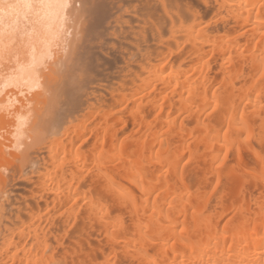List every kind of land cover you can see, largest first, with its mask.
Listing matches in <instances>:
<instances>
[{
    "label": "bare ground",
    "instance_id": "1",
    "mask_svg": "<svg viewBox=\"0 0 264 264\" xmlns=\"http://www.w3.org/2000/svg\"><path fill=\"white\" fill-rule=\"evenodd\" d=\"M68 2L0 44V264H264V0Z\"/></svg>",
    "mask_w": 264,
    "mask_h": 264
},
{
    "label": "snow or ice",
    "instance_id": "2",
    "mask_svg": "<svg viewBox=\"0 0 264 264\" xmlns=\"http://www.w3.org/2000/svg\"><path fill=\"white\" fill-rule=\"evenodd\" d=\"M71 5L68 0H0V44H3L5 37L9 41L15 36L21 17L29 20L36 17L33 23H39L41 13L45 16L51 15V10H56V14L63 13ZM7 46L0 48L2 53ZM37 86H39L37 84Z\"/></svg>",
    "mask_w": 264,
    "mask_h": 264
},
{
    "label": "rangeland",
    "instance_id": "3",
    "mask_svg": "<svg viewBox=\"0 0 264 264\" xmlns=\"http://www.w3.org/2000/svg\"><path fill=\"white\" fill-rule=\"evenodd\" d=\"M75 4H76V5H78V4H79V7H78V9H79V8H80V9L82 8V7L80 6V3H77V2H76ZM75 4H74V5H75ZM81 4H82V3H81ZM76 5L74 6V8H75V7H77ZM76 9H77V8H76ZM76 9H75V10H76ZM80 9H79V10H80ZM6 171H7V170H6ZM8 172H9V170H8Z\"/></svg>",
    "mask_w": 264,
    "mask_h": 264
}]
</instances>
